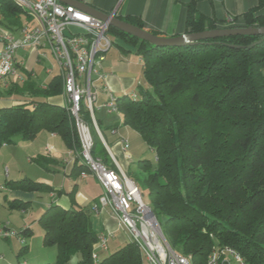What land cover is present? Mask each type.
<instances>
[{
    "label": "trees",
    "instance_id": "obj_1",
    "mask_svg": "<svg viewBox=\"0 0 264 264\" xmlns=\"http://www.w3.org/2000/svg\"><path fill=\"white\" fill-rule=\"evenodd\" d=\"M263 5L264 0H258L240 23L227 27H264V14H256ZM22 18L30 19L24 9L12 0H0V23L6 28L16 31ZM123 21L143 28L139 19ZM217 28L189 18L185 33ZM107 31L134 49L142 62L144 84L137 86L134 99L115 98L116 108L122 124L137 132L154 153L153 162L137 161L139 175L130 178L140 192L146 189L145 202L165 240L189 257L190 264H206L216 247H230L244 264H264L263 36L233 35L155 47L114 27ZM8 83L6 88L0 84V96L7 93L18 100L0 107V148L17 140L31 142L45 131L78 154L80 143L68 105L49 101L63 95L62 74L51 77L43 88L29 76L22 82L9 78ZM80 116L91 134V155L115 169L83 106ZM35 162L44 163L42 157ZM85 170L76 158L72 173ZM9 190L62 192L28 178L6 180L0 194ZM68 195L73 200L74 190ZM3 200L8 210L29 208L27 201ZM37 221L43 246L56 250L55 260L42 264H69L77 253V264H142L140 250L131 241L94 263L91 251L97 234L90 214L79 206L50 205ZM31 232L26 228L20 234ZM26 251L27 245L22 246L16 257Z\"/></svg>",
    "mask_w": 264,
    "mask_h": 264
},
{
    "label": "built area",
    "instance_id": "obj_2",
    "mask_svg": "<svg viewBox=\"0 0 264 264\" xmlns=\"http://www.w3.org/2000/svg\"><path fill=\"white\" fill-rule=\"evenodd\" d=\"M24 9L36 24H24L19 36L13 38L7 31L1 32L3 47L0 49V84L8 86L12 76L19 78L15 53L17 50L43 49L48 51L59 65L63 76V96L75 126L80 143L76 158L85 166L81 177L90 173L99 183L102 194L98 207L109 208L117 226L129 235L140 250L142 264H190L189 257L174 250L165 240L161 225L150 206L142 199L138 185L119 168L106 166L91 155L92 138L88 125L80 116V108L87 109L92 117L96 99L95 83L103 78L99 65L104 54L113 46L108 33V21H103L83 10L57 0H12ZM68 30V34L65 31ZM43 52L41 56H44ZM96 75V77H92ZM136 98V94L129 95ZM101 107L109 113H117L116 99L110 96ZM94 123V122H93ZM96 127V126H95ZM114 132V131H112ZM124 157L129 159L128 142L121 140ZM112 159V158H111ZM113 161V160H112ZM114 163V161H113ZM2 237H14V231L1 232ZM110 234L99 233L93 244L91 259L98 262L97 250H106ZM23 242L21 237H18ZM206 264H244L241 256L230 247L213 248Z\"/></svg>",
    "mask_w": 264,
    "mask_h": 264
},
{
    "label": "crops",
    "instance_id": "obj_3",
    "mask_svg": "<svg viewBox=\"0 0 264 264\" xmlns=\"http://www.w3.org/2000/svg\"><path fill=\"white\" fill-rule=\"evenodd\" d=\"M78 1L86 3L87 5L106 14H113L115 17H118L119 19L122 20L126 18L129 19L130 21L133 19H139L140 22L142 23L143 29L162 37H172L185 33L186 21L189 18L193 20L201 19L205 24L207 22H212L214 25L218 26L219 28L227 27L234 23H240L242 20V15L248 10L255 8L258 4V0H78ZM256 14H264V5L257 10ZM21 21L22 24L20 26H23L24 24L27 23L30 24L33 23L31 22L33 21L31 20V18L28 20L22 18ZM2 31H7L13 38L19 36V29H17L16 31L9 30L2 23H0V35ZM2 47H3V40L0 37V49ZM43 52L45 53V55L41 56ZM51 58L52 55L48 51L43 49L17 50L15 53L17 69L25 71L27 73L26 76H29V78L33 80L36 83V85L41 88H43L49 82L51 77L58 74H62L61 69L59 67H58V71H53L52 68H47L46 69L47 77L43 81L37 82L36 80H34L35 75L33 69L35 64L42 61L43 59L51 60ZM141 66H142L141 59L135 53L134 49L128 47L122 41L118 45L114 44L104 54V58L99 65V71L103 75V78L95 83V88L93 89L96 92V99L93 103V111H92L93 122L95 123V126L98 129L99 138L102 141L107 152L109 153L110 157L114 161L115 165L125 175H126V171L129 172L130 170L132 155H134L135 153L139 154L140 152L139 147H141L143 141L137 132L122 124V117L119 113H109L105 110V108L101 107L100 105L106 102L110 96L117 98L121 96H129L132 93L137 94V86L139 84H144ZM94 77H96V75H94ZM16 79L19 82H22L25 78L19 75V78ZM17 100L18 98L15 95L2 94L0 96V107L14 104L17 102ZM49 101L58 104H66V100L63 95L49 98ZM49 134L53 136H57L53 133H49ZM122 139H125L129 144V147L126 151L127 154L129 155V159H126L124 157L125 153L123 151V147L121 144ZM46 142L50 143L49 141ZM66 150H67V155L61 158H55L54 154L56 153V151L53 148L52 150H48L49 152L48 154L41 156L42 161L44 162L43 164L47 166V169L51 170L52 172L55 173L62 172L69 181L72 180L74 176H78L79 178L78 181L73 182L70 189L67 190L66 192H64L62 190L63 188L61 187L59 188L57 186H52L51 184L46 183L49 186H51L54 190L62 191L60 195L56 194V192H48L52 200L50 201L47 207H49L50 205H58L63 209H68L71 206V204H73L75 206H79L84 210H86L91 217L92 213L89 211L88 206L90 200L92 199L94 202L93 214L96 217V219H98L101 227L100 230L95 233L110 234L108 241L112 239V245H114L113 247L116 250H118L119 248L122 247V245H125L127 242L130 241L128 233L117 226L116 220L112 217L111 210L108 207L107 208L98 207L97 210L95 209V206L98 205V199L102 194V189L99 183L97 182V180L95 179V177H93L91 174L90 175L86 174V177H81L80 174L78 173H72V167L75 161L71 159L72 151L67 148ZM151 152L153 153L152 150ZM5 173L6 175L9 174V170L7 171L6 169ZM89 179H91L90 182ZM13 180H18V179H13ZM80 180H84V181L88 180V182H86L85 184L87 186L91 185L92 183L95 186H98L99 188L98 192H96L95 194H90L89 192H87V190L85 191V193L79 190L77 187ZM0 187H3V185H0ZM72 189L74 190V195H73V200H70L68 193ZM4 193H5L4 197L7 198L8 200H19V201L30 202L31 195L32 193L35 192L9 190V191H4ZM20 212H25V211H20ZM4 225L5 227H3V229L0 231H3L4 229L5 230L11 229L9 228L10 224H4ZM26 228H29V226L27 225V221L24 218L21 226V231ZM14 237L18 238L20 236L17 235ZM9 238L12 237H7L4 239H9ZM108 249L109 246L104 251L103 250L96 251L99 260L109 255L106 252L108 251ZM55 256H56V250H55ZM22 263L28 264V262L26 261Z\"/></svg>",
    "mask_w": 264,
    "mask_h": 264
},
{
    "label": "rangeland",
    "instance_id": "obj_4",
    "mask_svg": "<svg viewBox=\"0 0 264 264\" xmlns=\"http://www.w3.org/2000/svg\"><path fill=\"white\" fill-rule=\"evenodd\" d=\"M31 22H33L32 24H36L35 21ZM65 34H68V30L65 31ZM112 38L114 40V44H120L121 41L119 39H116L114 37ZM52 58L51 60L43 59L42 61L35 64L33 69L35 75L34 80H36L37 82L43 81L47 77V68H52L53 71H58L59 66L57 62H55V60ZM16 72L23 78L27 77V73L25 71L17 69ZM92 77L94 78V75H92ZM16 78V76H12L11 80L18 81ZM4 95L8 94L5 93ZM23 97L26 96L24 95ZM93 125L98 134V129L97 127H95V123H93ZM46 141H49L50 143H47ZM52 148L56 151V153L54 154L55 158H61L67 155L66 146L64 145L61 138L59 136L50 135L48 132L40 133L39 136L31 143L17 140L13 144L2 146L0 148V185H3L6 179L13 180L28 178L35 182H41L45 184L48 183L52 186H57L59 188L61 187L63 188L62 190L64 192L69 190L73 182L78 181V176H74L72 180L69 181L62 172H52L51 170L47 169V166H45L44 164L35 162L37 158L48 154V150H52ZM139 148V154L135 153L134 155H132L129 172L126 171V176L128 178L139 175L138 169L136 167L137 161L147 159L153 162L155 160L154 154L144 142H142L141 147ZM6 169L7 171L9 170V174L7 175L5 173ZM115 169H118L116 165ZM87 175H90V173H87ZM130 179L132 180V178ZM90 181L91 179H89V182ZM86 182H88V180H80L77 188L84 193L86 190L90 194H95L96 192H98V186H95L93 183L87 186L85 185ZM141 192L142 199L145 201L147 197V191L144 187H142ZM4 196L5 193L4 191H2V193L0 194V230L5 227L4 224H10L9 228L11 229H4L3 231H0V233L14 231L17 233V235L23 238V242L21 243L16 237L4 239L0 234V264H21L24 261L28 262V264H42L53 262L55 258V247L43 246L41 241L42 228L37 221L39 216L46 210V208H48L47 206L52 200L49 194L46 192L32 193L29 202V208L25 212L15 210L9 211L4 206ZM93 207L94 202L91 199L88 206L89 211L92 213L90 219L92 222L93 230L95 232H98L101 227L98 219H96L93 214ZM24 218L26 219L27 225L32 231L29 236L20 235ZM24 245H27V251L18 259L16 257V254L18 250ZM108 246L109 249L108 251H106L107 254H110L116 250L113 247L114 245H112V239L108 241ZM79 259L80 255L77 253L70 258L69 264H76L77 260Z\"/></svg>",
    "mask_w": 264,
    "mask_h": 264
},
{
    "label": "water",
    "instance_id": "obj_5",
    "mask_svg": "<svg viewBox=\"0 0 264 264\" xmlns=\"http://www.w3.org/2000/svg\"><path fill=\"white\" fill-rule=\"evenodd\" d=\"M63 4L74 6L83 10L103 21H108L109 26L118 29L126 34H129L137 39L147 42L155 47H181L194 44L197 41L204 39H212L217 37H227L233 35H259L264 39V27H224L217 29H207L195 33H182L172 37H162L155 35L143 28L125 22L113 14L101 12L86 3L78 0H57ZM261 39V40H262Z\"/></svg>",
    "mask_w": 264,
    "mask_h": 264
}]
</instances>
